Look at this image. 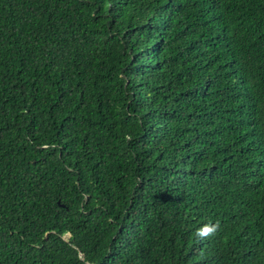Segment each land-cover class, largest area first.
<instances>
[{"label":"trees","instance_id":"1","mask_svg":"<svg viewBox=\"0 0 264 264\" xmlns=\"http://www.w3.org/2000/svg\"><path fill=\"white\" fill-rule=\"evenodd\" d=\"M0 264H264V0H0Z\"/></svg>","mask_w":264,"mask_h":264},{"label":"clouds","instance_id":"2","mask_svg":"<svg viewBox=\"0 0 264 264\" xmlns=\"http://www.w3.org/2000/svg\"><path fill=\"white\" fill-rule=\"evenodd\" d=\"M220 225L217 222L214 225H205L202 228L198 229L196 232V236L200 239L208 238L216 233L219 229Z\"/></svg>","mask_w":264,"mask_h":264}]
</instances>
